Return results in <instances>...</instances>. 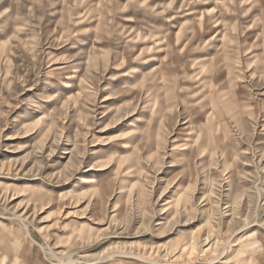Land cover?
<instances>
[{"label":"rangeland","instance_id":"obj_1","mask_svg":"<svg viewBox=\"0 0 264 264\" xmlns=\"http://www.w3.org/2000/svg\"><path fill=\"white\" fill-rule=\"evenodd\" d=\"M0 264H264V0H0Z\"/></svg>","mask_w":264,"mask_h":264}]
</instances>
